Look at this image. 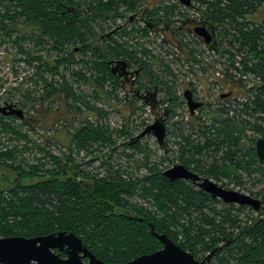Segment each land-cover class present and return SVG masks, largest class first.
<instances>
[{
	"label": "trees",
	"instance_id": "trees-1",
	"mask_svg": "<svg viewBox=\"0 0 264 264\" xmlns=\"http://www.w3.org/2000/svg\"><path fill=\"white\" fill-rule=\"evenodd\" d=\"M123 1H99L87 12L88 0H0L6 3L0 12V38L10 40L15 28L24 23L33 30L29 39L34 45L55 54L50 64L23 48L26 39L23 34L11 41L26 56L25 61L40 63L35 83L42 85L41 95L27 89L22 94L25 102L16 106L26 112L30 103L43 106L50 100L63 101L65 112L60 119L65 120L63 127L68 137V151L63 156L53 155L31 142L30 147L23 148L36 149L38 157L32 163L18 160L20 149L10 147V143L13 138L28 141L26 134L21 133L24 124L16 127L12 122L20 118L0 113V170L13 174L10 185L0 188V237L33 238L58 231L71 232L97 259L119 264L162 247L150 233L152 226L155 233L166 235L197 260L223 243L225 248L214 264H264V189L250 193L260 199V211L245 213L246 207L212 199L191 183L169 181L159 163L150 162L145 147L130 145L132 139L125 146L143 154L134 162L138 170H146L138 176L113 165L108 153L105 158L90 160L100 159L97 170L102 173L95 170L88 175L82 171L78 175L82 181L68 177L69 167L76 164L73 152L93 154V144L110 146L115 141L108 126L99 121L107 112L69 85L60 69L79 66L72 72L76 82L89 84L95 97L100 93L113 97L120 83L110 73L108 63L131 53L124 51L122 43L115 40L117 36L106 38L100 23L114 19L110 13L117 11ZM263 1L195 0L205 21L219 28L217 44H211L210 49L227 63L223 79L238 92L236 96H232L231 90L219 95L221 103L214 110L215 116L208 117L210 111H205V103L195 111L199 116L194 117L195 112L191 115L194 117L193 123L188 121L191 133L185 136L182 129L178 131L183 140L178 160L188 169L218 182L228 180L242 185V176H254L255 183L264 185V163L257 159L254 148L257 139H264V20L247 19ZM153 21L168 22L167 9L158 8ZM185 41L186 47L196 43L193 38ZM189 50L192 62L197 64V49ZM138 61V90L149 91L159 86L160 81L153 79L148 63ZM45 74L51 76L50 80ZM243 76L251 79L249 87ZM222 95L225 97L220 98ZM137 101L130 102L131 113L141 109L136 106ZM167 101L168 112L174 115L176 99ZM47 106L49 112L50 105ZM202 116L209 121L202 120ZM128 125L123 124L115 132L128 138ZM205 157H210L211 163L206 164L202 160ZM134 197L143 202L132 203Z\"/></svg>",
	"mask_w": 264,
	"mask_h": 264
},
{
	"label": "rangeland",
	"instance_id": "rangeland-1",
	"mask_svg": "<svg viewBox=\"0 0 264 264\" xmlns=\"http://www.w3.org/2000/svg\"><path fill=\"white\" fill-rule=\"evenodd\" d=\"M5 5L6 3H0V12ZM119 12L124 15L127 14L123 8L120 9ZM247 19L255 22L264 20V1L258 7L255 14L249 16ZM122 22V20L119 22L118 19H111L104 23H100V25H102L103 29L106 28V26L112 29L113 27L117 28L119 25H122ZM15 29L16 32L12 34L10 40H7L6 37L0 38V107L4 106L3 103L6 99H10L7 103H13L15 105L24 103L25 100L22 94L25 93L27 89L32 90L33 94L36 96L42 94L41 83H35L36 67L40 65V63L29 61V63L31 62L29 64L25 61V59H27L26 56L17 51V47L11 43L12 40L23 34L26 36L25 41L22 42L23 48L27 51H31L34 56L42 57L43 60L45 59L50 64H53L52 61L55 55L54 53L47 52L41 46L34 45V42L29 39L31 31H33L31 27L22 23ZM129 33V31L119 29L118 36L115 40L125 41ZM184 38H191V36H184ZM129 39H131V37ZM167 39V35L163 36L161 33H158L156 36L151 34L149 39L138 36L136 41L129 44L131 51H133L132 53H136L134 57L138 60H142L145 54L148 55L145 60H147L148 66L153 74V79L157 78V81H160L159 86H156L155 96H153L154 101H147V105L145 106H142V102L137 101L136 106L141 107V109H137L134 113H131L128 101L127 104L124 103V91L121 89L115 90L113 97H107L104 93H100L99 96L95 97L89 84L76 82L74 80L72 72L79 69V66L68 68V70L63 68L60 69L61 74L65 76L66 82L69 85L76 91H81L83 94L87 95V99L95 107L107 112V115L99 118V121L108 126V131L113 133L112 139L115 141V144L110 146L93 144L92 148L95 150L93 154H86L85 152L77 154L73 152L76 162L82 161V170L86 174L90 175L92 171L95 170L98 171V173L99 171L102 173V170H97L100 159L90 161L88 164H84V161H88V158H105V156L109 154L112 155L111 163L113 165H120L121 169H126L134 176L141 174L142 170L138 171L134 161L140 160L143 154L132 149L131 146L125 145L130 139L135 138L147 125L152 124L159 117L165 120V137L162 145H160L152 135H146L142 138L139 145L145 147V151L150 154V162L159 163V167L163 171L176 164H181L178 157L180 155L179 147L183 144V140L178 136V131L182 129L183 135H189L191 133V127H189L188 121L193 123L194 117L200 115L199 112L195 113L192 118L189 112L187 114L183 93L186 90L192 89L198 101L205 103V111H210L208 117L215 116L214 110H216L221 103L219 101V95L224 94L227 90L226 93H228L231 90L233 91L232 96H236L238 90L235 86H232L229 82H225L223 78L212 80L216 70L222 73L225 66H227V63L219 58L216 51L210 49V47L197 48V58L195 59L197 64H194L189 56L190 50L185 51L189 46L186 47L183 43L182 49L177 47V50H175L174 47L168 44ZM149 47L151 50H149ZM195 65H197V67H195ZM45 78L50 80L51 76L45 74ZM55 80L56 78L54 77V81ZM106 90L109 91L111 89L106 88ZM170 98L176 99L174 103V115H170L168 112L170 105H168L167 100ZM164 100V104H161V101ZM33 105L32 103L26 105V117L12 122L16 127L20 124H24L23 127H20L21 133L26 134L28 141L13 138L10 147L12 145L17 146L20 149L18 160H24V162L26 161L27 163H32L34 158L39 155L36 149L24 150L23 147H30L31 142H35L39 146L44 147L45 150L53 155L59 157L63 156L68 151V137L65 127H63L65 120L60 119V116L65 112L64 102L57 101L54 103L50 100L49 103H44L43 106L41 104ZM47 105H50V108H48L50 109L49 112L46 110L48 107ZM207 105H209V107ZM16 107L21 109L18 106ZM204 119L208 120L205 116H202V120ZM123 124H129L128 130L130 136L128 138L115 132L116 130L122 129ZM66 125H69L68 121ZM68 129H70V127ZM2 141L4 142L5 140ZM112 149H114L113 153L111 152ZM123 153L133 154V157H125ZM202 160H204L206 164L211 163L210 157H205ZM0 174H3L5 181L9 182L6 184H10L13 174L3 170H0ZM201 177L208 178L221 187L224 185V188L227 190L237 191L248 196H251L250 193L255 194L264 189V185L261 182L255 183L256 177L254 176L250 178L242 176V185H235V183L228 180L218 182L207 176ZM262 180L264 181V178H262ZM2 184L3 181L0 179V185ZM251 197L258 198L255 195ZM131 201L132 203L143 202L137 197L132 198ZM244 212L247 213L249 211L245 210Z\"/></svg>",
	"mask_w": 264,
	"mask_h": 264
},
{
	"label": "water",
	"instance_id": "water-1",
	"mask_svg": "<svg viewBox=\"0 0 264 264\" xmlns=\"http://www.w3.org/2000/svg\"><path fill=\"white\" fill-rule=\"evenodd\" d=\"M181 4L189 6L190 0H178ZM194 33L203 38L206 45L211 42V35L203 27L194 30ZM110 64V63H109ZM124 67V62H117ZM155 96V91L151 94ZM225 97L222 95L221 98ZM184 98L188 105L190 114H193L202 106L201 103L194 102L189 91L184 92ZM0 113L7 116L12 115L16 118L22 117V111L13 105L0 107ZM152 135L156 141L162 145L165 137V123L163 119H156L152 124L145 127L134 141ZM255 153L257 159L264 163V139L259 138L255 142ZM164 177L169 181L190 180L198 182L199 188L212 199H218L224 204L237 206H248L257 211L260 208V201L251 196L237 191L226 190L209 179L200 178L193 174L183 165L177 164L163 172ZM150 233L161 244V248L153 253L138 256L126 263L119 264H206L211 256L220 251L221 247L213 249L203 260L198 261L194 256L182 250L174 244L166 235L158 234L153 231L151 226ZM59 253H64L65 258H61ZM86 260V261H85ZM0 264H113L105 263L97 259L82 243V241L71 232L58 231L46 236L24 238L19 236L0 237Z\"/></svg>",
	"mask_w": 264,
	"mask_h": 264
},
{
	"label": "flooded vegetation",
	"instance_id": "flooded-vegetation-1",
	"mask_svg": "<svg viewBox=\"0 0 264 264\" xmlns=\"http://www.w3.org/2000/svg\"><path fill=\"white\" fill-rule=\"evenodd\" d=\"M99 1H101V3H106L108 0H88V4L85 5V11L89 12L91 5H95L96 2L98 3ZM156 1H152V0H124L122 3H120L117 11H111V13H110L111 16H114V19H118L119 22H120V20H122L123 21L122 25H119L117 28L113 27L112 29L110 27L106 26V28H104V31H103L106 38L110 37V36L111 37L118 36L119 29H121L123 31H129L130 32L129 34H127V40L119 41V42L122 43V48L124 49V51L129 53V54L131 53L130 54L131 56L121 58L120 60L111 61V62H109L110 64L108 63L110 73L113 76H115L117 81L120 83L119 90L121 89L122 91H124L123 100H124V103H126V104L128 101L129 109H130V102L134 99H138V101H140V102H145L146 105H147V101L153 102L154 98L151 94L156 90V87L153 88L152 90H149V91L148 90H142V91L138 90L136 82H137V79L139 77V67H138L139 61L136 57H134V55L136 53H132L133 51H131L128 48V40L130 37L132 38L134 36V34L140 35L142 37H146L149 34H154V36H156L158 33H161L163 36H165V35L168 36V39H167L168 44L170 43V44L174 45L176 42L179 45L180 49H182V46L180 44H181V42L183 43V40H185L184 36L194 37V40H195V41L193 40L194 42L204 43L203 38L198 37L194 33L195 29L203 27L211 35V42L209 43V45H206L204 43L208 48L211 46V44H217V40H218L217 36H218L219 28L218 27H212L208 22L205 21L202 8L199 6L198 3H197V5H198L197 18L190 17L189 14H186V12L182 9L183 7L187 8V9L191 8L194 4H196L195 0H190L189 6H185V5L181 4L178 0H159L157 2ZM145 2H147V3H145ZM122 8L127 12L126 15L121 14L119 12L120 9H122ZM158 8H166L167 9V11H168V22L163 21V22L158 23V22L153 21L155 19L156 10ZM106 21L107 20L103 21V23ZM108 41H109V39H107V42ZM163 41H164V39H163ZM186 44H187V42L184 43V45H186ZM117 62H124L125 63L124 67H121L120 65H118L115 69H113ZM142 62L147 63L145 61H142ZM190 94H191V97H192L194 102L201 103L202 106L204 105L203 102H200L197 99H195L196 97L194 96L193 92L190 91ZM220 98H221V96H220ZM142 99H143V101H142ZM8 104L13 105L15 108H17L16 105L13 103H7V102L3 103L4 106L8 105ZM1 107H3V106H1ZM20 110L22 111V117L21 118L25 117V113H24L25 111L23 109H20ZM158 119L164 120V118H161V117H159ZM164 123H165V120H164ZM144 137H142V138H144ZM142 138H140L137 141H134V138H132V141H130V145L139 144V142ZM88 159H89L88 161L85 159L86 161H84L83 163L88 164L89 161L91 160L90 158H88ZM81 162H76L75 165L70 166L68 169V171H69L68 177H72L74 181H82L83 180L81 178V176H78L83 171L82 170L83 164ZM180 165H182V164H180ZM185 168H187V167H185ZM76 169L78 170L77 173H75ZM188 170L190 172H192L193 174L198 175L200 178H203V177H201L202 175L200 176V174L198 172H195L191 169H188ZM138 171H141L143 173V171H146V170L143 168H140V170H138ZM3 176H4L3 174H0V179L3 181V184L0 185L1 189H4L3 186H5V185L6 186L10 185V184H6L9 182H6ZM206 179H208V178H206ZM182 181L191 183L197 189L202 190L198 186L200 181H198V182H192L190 180H182ZM222 188H224V187H222ZM256 199H258V198H256ZM258 200L260 201V199H258ZM261 205L262 204L260 201V208L257 211L252 210L248 206H239V207H246V209H248V211H252L254 213H257L260 211ZM235 206H237V205H235ZM225 245L226 244L220 243L218 246V247H221L220 251L215 252L211 256L209 261L206 262V264H214V259L217 256L218 257L221 256L220 253H222V250L225 248ZM218 247H216V248H218ZM209 253L204 255L202 258L198 259V261L203 260ZM59 254L64 255V253H59ZM65 257L66 256L64 255L62 258H65ZM231 264H242V263L234 262Z\"/></svg>",
	"mask_w": 264,
	"mask_h": 264
},
{
	"label": "built area",
	"instance_id": "built-area-1",
	"mask_svg": "<svg viewBox=\"0 0 264 264\" xmlns=\"http://www.w3.org/2000/svg\"><path fill=\"white\" fill-rule=\"evenodd\" d=\"M197 8H198V5H197V3L196 4H194L191 8H189V9H187V8H185V7H183L182 9L186 12V14H189V16L190 17H193V18H197V15H198V11H197ZM151 34H149L148 36H146V37H143L144 39H149V36H150ZM135 36V37H134ZM134 36L131 38V39H129L128 40V48L130 49V47H129V44H132L133 43V41H136L137 40V38H138V36H140V35H135L134 34ZM191 38H193V40H194V37H191ZM196 39V38H195ZM195 41V40H194ZM183 43H186V41L185 40H183ZM183 43L181 42V46L183 45ZM169 45L170 46H172V47H174V49L175 50H177V47H179V45L175 42V44L174 45H172V44H170L169 43ZM191 47H193V48H195V49H197V48H208L204 43H193L192 45H190L189 46V48H191ZM188 48V49H189ZM179 49H180V47H179ZM184 49V48H183ZM188 49H186L185 51H188ZM131 50V49H130ZM149 50H151L150 49V47H149ZM134 51H135V49H134ZM146 57H148V55L147 54H145L144 55V57L142 58V61H145V62H147V60H145V58ZM195 64V63H194ZM195 67H197V65H195ZM221 78H223V72L221 73L219 70H216V72L214 73V75H213V77H212V80H215V79H221ZM243 78V81L245 82V84L247 85V87H249V85H250V78L248 77V76H243L242 77ZM186 91H191V89H189V90H186ZM228 91V90H227ZM226 91V92H227ZM194 92V91H193ZM225 92V93H226ZM224 93V94H225ZM194 94V93H193ZM183 95H184V93H183ZM194 96H195V94H194ZM196 97V96H195ZM240 98V97H239ZM238 98V99H239ZM196 99H197V97H196ZM241 100H243L242 98H240ZM198 100V99H197ZM184 104L186 105V109H187V114H188V112H189V109H188V106H187V103H186V101L184 102ZM195 112V111H194ZM196 113V112H195ZM187 114H186V117H187ZM189 114H190V112H189ZM192 115V114H191ZM148 126V125H147ZM146 126V127H147Z\"/></svg>",
	"mask_w": 264,
	"mask_h": 264
}]
</instances>
